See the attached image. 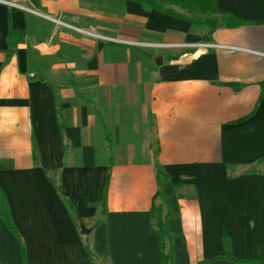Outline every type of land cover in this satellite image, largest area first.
<instances>
[{
    "label": "crops",
    "instance_id": "crops-1",
    "mask_svg": "<svg viewBox=\"0 0 264 264\" xmlns=\"http://www.w3.org/2000/svg\"><path fill=\"white\" fill-rule=\"evenodd\" d=\"M39 2L0 0V189L28 264H94L88 248L108 264H163L155 164L169 177L175 264L226 256L225 239L264 263V0H215L244 24L207 41V28L135 1ZM11 29L26 36L8 59ZM33 50L50 62L44 80ZM0 264H23L1 216Z\"/></svg>",
    "mask_w": 264,
    "mask_h": 264
},
{
    "label": "trees",
    "instance_id": "trees-1",
    "mask_svg": "<svg viewBox=\"0 0 264 264\" xmlns=\"http://www.w3.org/2000/svg\"><path fill=\"white\" fill-rule=\"evenodd\" d=\"M130 1H135L141 4L144 8L150 10H155V11L157 10L169 16H176L179 18H183L185 20L190 21L192 25L198 26L199 28H207L209 32L203 38L206 41L210 40L212 34L222 26L238 27L244 24L243 21L238 20L232 16L220 15L215 0H130ZM31 2L34 4L35 7L37 8L40 7L39 0H31ZM167 6L177 7L181 9L182 11H185L188 15H190L191 18H187L184 15H181L180 13L176 12L175 10L167 8ZM197 14L200 15L201 18H197L196 17ZM203 18L206 19L202 20ZM25 36H26V32H21L15 29L10 30L8 35V46H9V50L7 52L8 59L16 51L17 45L24 41ZM39 79L44 80V77L40 72H39ZM91 106L93 108H96L94 102H91ZM97 116L100 117V114L97 113ZM59 127L60 130H64L66 124L60 121ZM99 153H100V149L97 150V163L106 165L109 168H111L112 165L111 161H107V162L102 161L103 159L99 157L100 155ZM155 170H156L158 191L154 197L153 206L150 212V216L152 220L151 230L160 239L163 264H175L176 259L174 255V245H173L174 240L168 227V220L169 218L174 216V213L171 211V208L167 202V197L163 191V187L165 183L169 181V177L165 174L163 168L160 165L155 164ZM53 175L56 176L57 173H54ZM109 180H110V175H108L106 178L104 190L102 193L101 202H100V215H104L107 210V194H108ZM52 182H54L55 184L57 183L56 180H54L53 178H52ZM57 190L64 204L70 211L72 218H74V220L77 222L78 218L76 217V209L73 203L62 195L61 187L58 185H57ZM158 200H161L162 203L157 204ZM0 216L7 224L10 231H12L15 234V236L17 237L20 243L22 249L23 264H28L26 250L21 242L17 229L13 225L7 200L1 189H0ZM224 245L227 251L226 256L215 257L210 260H205L200 264H214L218 260H227L242 264H264L261 260H253V259L245 260V259H239L233 257V255L231 254L230 244L228 239L224 240ZM88 253L95 264V260H98V258L96 257V255L92 253V251L89 248H88Z\"/></svg>",
    "mask_w": 264,
    "mask_h": 264
},
{
    "label": "rangeland",
    "instance_id": "rangeland-1",
    "mask_svg": "<svg viewBox=\"0 0 264 264\" xmlns=\"http://www.w3.org/2000/svg\"><path fill=\"white\" fill-rule=\"evenodd\" d=\"M197 18H201L200 15H196ZM206 18H203L202 20H205ZM38 35H42L38 33ZM44 35V34H43ZM49 61L45 58V59H42L40 57V55L38 53H36L34 50L31 52V65H32V69L33 71H35L37 74L39 72H42V69H41V64H44V65H49ZM35 74V75H37ZM107 153H108V150L107 149H102V156H107ZM264 167V166H263ZM158 204H161V200L158 201ZM97 264H108V261L105 259V258H100L98 259V262Z\"/></svg>",
    "mask_w": 264,
    "mask_h": 264
},
{
    "label": "built area",
    "instance_id": "built-area-1",
    "mask_svg": "<svg viewBox=\"0 0 264 264\" xmlns=\"http://www.w3.org/2000/svg\"><path fill=\"white\" fill-rule=\"evenodd\" d=\"M9 4V3H8ZM14 5V4H13ZM15 7H18V8H21V9H24V10H28L24 7H21V6H18V5H14ZM28 11H31V10H28ZM131 45H134V46H139V47H156V45H152V44H140V43H130ZM183 47H185V45H182ZM200 46H203V47H209V48H214V47H217V45L215 44H200ZM162 48H172V47H180V46H176V45H168V44H164L161 46Z\"/></svg>",
    "mask_w": 264,
    "mask_h": 264
},
{
    "label": "water",
    "instance_id": "water-1",
    "mask_svg": "<svg viewBox=\"0 0 264 264\" xmlns=\"http://www.w3.org/2000/svg\"><path fill=\"white\" fill-rule=\"evenodd\" d=\"M156 62L158 63V64H161L162 63V58H157L156 59ZM82 232H83V234H89L90 233V231L89 230H87L86 228H82Z\"/></svg>",
    "mask_w": 264,
    "mask_h": 264
}]
</instances>
